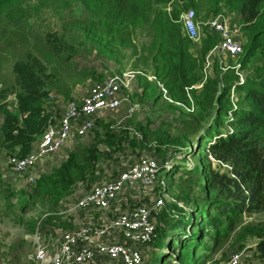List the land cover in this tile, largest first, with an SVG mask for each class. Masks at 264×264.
<instances>
[{
  "label": "rangeland",
  "instance_id": "1",
  "mask_svg": "<svg viewBox=\"0 0 264 264\" xmlns=\"http://www.w3.org/2000/svg\"><path fill=\"white\" fill-rule=\"evenodd\" d=\"M14 1L15 8L9 13L7 9L4 10L0 20V91L10 87L15 62L25 61L28 54L36 56L53 76L51 84L48 85L50 96L46 107L56 116V122L66 104L80 100L94 84L103 82L115 74L132 73L135 78L130 88L122 89L123 96L128 100L118 111L106 113L103 118L96 117L94 128L86 137L72 140L58 154L37 163L35 169L27 174L14 173L7 164L11 153L0 150V264H36L31 256L34 251L33 237L37 234L51 242L69 231L87 225L90 217L100 225L97 214L92 210L80 208L79 202L94 186L116 178L129 165L143 157L153 159L158 164L157 181L145 191L125 190L116 206L123 212L147 203L149 207H153L161 200L162 206L154 212L155 235L150 243L139 247L141 264H161L162 259L165 264H178L177 258L174 260L177 248L174 246L168 250L163 246L171 237L170 225L179 217L188 216L193 200H205L204 177L199 171H189L202 166L201 158L188 157L183 153L189 143L194 150L195 131L187 121L193 108L178 104L169 95L170 102L162 100L163 102L156 105L145 99L148 98L145 94L142 101L139 99L142 88L140 80L154 76L152 52L147 44L150 31L133 30L125 26L116 37L106 36L103 21L110 16L100 12L93 13L76 0ZM196 2V10L193 11L201 33V23L208 21V16L212 14L216 4L220 16L226 17L230 26L237 27L231 25V22L239 21V15L232 12L234 9H230L224 0ZM6 12L9 17H6ZM204 27L207 28L206 25ZM239 29L236 38L242 32L241 26ZM54 32L63 35L66 41L77 49L76 55L70 60H67L65 54H52L46 47L44 34ZM204 39L205 36H201V40ZM211 50L203 60L200 73L202 80L196 89L202 86L206 79L217 75L220 78L219 90L233 83L236 78L241 81L248 74L254 75L255 71H249V67L242 70L241 57H230L216 51L209 54ZM147 81L155 84L158 80ZM224 102L231 105L239 103L233 89L230 97ZM5 104L8 112H14L12 98H8ZM2 115L0 114V120ZM138 125H142L144 130H139ZM107 130L120 140L119 151L105 156L108 158L97 165L98 170L93 175L88 174L83 179L75 180L65 188L44 181L42 189L47 188L50 195L42 201L34 190L38 182L53 176L66 162L69 152H75L83 145L91 147L96 142V132L104 140ZM99 148L103 153L108 152L106 147ZM210 160L213 161L211 158ZM213 163L215 167L219 165ZM173 165L175 173L170 177L172 181H163L165 166L169 169ZM219 167L221 172H226L227 168H221L220 165ZM32 176L33 180L30 181ZM239 221L234 233L225 242L212 248V251L210 248L213 239L210 236L202 238L200 247L186 244L183 250L184 264H191L192 261L199 263V257H204L202 264H225L232 252L252 246L264 235V214H244ZM186 225L185 221L180 230L182 233ZM178 238L176 235L173 239L177 242ZM260 261L261 257L255 248L244 251L242 264H259Z\"/></svg>",
  "mask_w": 264,
  "mask_h": 264
},
{
  "label": "trees",
  "instance_id": "2",
  "mask_svg": "<svg viewBox=\"0 0 264 264\" xmlns=\"http://www.w3.org/2000/svg\"><path fill=\"white\" fill-rule=\"evenodd\" d=\"M76 1L93 13L110 16L103 21L106 36L116 37L125 26L133 30L148 29L147 44L152 52L153 75L164 85L173 101L193 108L187 121L195 131L194 150L189 143L183 153L188 157L201 158L202 166L189 171H199L204 177L205 200H193L188 216H181L170 225L171 237L163 247L168 250L174 246L177 248L174 260L177 258L178 264L185 262L183 250L186 244L200 247L204 236L212 237V251L234 233L244 214H264V0H224L230 9H234L232 12L239 15V21H230L231 25H240L242 29L243 38L237 40L243 50L236 57H241L242 70L249 67V71L255 73L244 76L241 81L236 78L223 90H219L218 75L206 79L196 89L202 80L200 73L205 55L217 41L216 35L213 32L208 35L207 31L201 49L196 55L192 54L195 43L184 35L180 19L189 9L196 10V0ZM14 2L0 0V20L4 10L12 12ZM163 5L168 9L162 10ZM217 5L213 8L214 14L218 13ZM7 12L6 17H9ZM43 38L48 50L56 56L65 54L70 60L77 53V49L63 35L46 33ZM12 73L10 87L0 91V114H3L0 120V150L24 157L34 149L49 123L55 121L56 116L46 107L50 96L48 85L53 76L46 65L32 54H28L25 61L15 62ZM140 85V101L145 95L148 97L145 99L154 105L165 101L156 83L142 79ZM231 89L237 96L238 104L224 102L230 97ZM8 98L14 101V112L6 110L5 101ZM138 127L144 130L142 125ZM104 136L103 140L96 132V142L91 147L82 146L75 152H69L66 162L53 176L38 182L34 190L42 201L50 195L47 188L42 189L44 181L65 188L75 180L93 175L98 170L97 165L108 158L105 156L119 151L117 136L108 130ZM99 147H106L108 152H101ZM213 162L227 168L226 172H221L219 165L216 168ZM100 172L103 173L102 170ZM174 173L175 165L169 169L165 167L163 181L171 182ZM185 221L187 225L182 233L180 230ZM176 235L179 237L177 242L173 239ZM255 249L262 258L264 243H258ZM239 250L242 249L236 251ZM200 259L199 263L192 261L191 264H202L204 257ZM161 264H165L163 259Z\"/></svg>",
  "mask_w": 264,
  "mask_h": 264
},
{
  "label": "built area",
  "instance_id": "3",
  "mask_svg": "<svg viewBox=\"0 0 264 264\" xmlns=\"http://www.w3.org/2000/svg\"><path fill=\"white\" fill-rule=\"evenodd\" d=\"M180 20L184 35L192 42L198 41L202 34L195 12L189 9L181 15ZM205 25L217 38L216 45L209 54L216 51L236 57L242 53L241 44L236 39L239 27L230 26L226 18L221 16L208 20ZM134 78L132 73L112 75L90 87L80 100L68 102L60 118L49 123L28 155H11L8 158L9 168L16 174L25 175L34 170L37 163L58 154L72 140L86 137L93 130L96 117L118 111L128 100L123 96L122 89L130 88ZM147 79L157 81L155 76ZM156 84L162 98L170 102L167 90L158 81ZM158 173V164L153 159L143 157L129 165L115 179L94 186L78 206L86 211H94L101 224L90 217L87 225L69 231L51 242L37 234L33 237L34 251L31 258L36 264H141L139 247L153 239L156 232L154 212L163 203L159 200L153 207H149L147 203L123 212L116 204L125 190L150 189L157 181ZM32 180L33 176L30 177V181ZM260 242L264 243V236L252 246L232 252L225 264H242L244 251L255 248ZM259 264H264V255Z\"/></svg>",
  "mask_w": 264,
  "mask_h": 264
},
{
  "label": "crops",
  "instance_id": "4",
  "mask_svg": "<svg viewBox=\"0 0 264 264\" xmlns=\"http://www.w3.org/2000/svg\"><path fill=\"white\" fill-rule=\"evenodd\" d=\"M215 15V16H214ZM218 16H220V13H216V14H214V12H213V10H212V14L210 15V16H208V20L209 19H215V18H217ZM223 16H225V15H223ZM226 18V17H225ZM207 21V20H206ZM204 25H205V23H201V26H202V28H203V33H201L202 34V38H204V36H206V33H207V31H208V35H210L209 33H210V31L206 28V27H204ZM237 27H240L239 25L237 26ZM242 39L243 38V34H242V32H240V35H239V37H237L236 39ZM217 39V38H216ZM201 38L198 40V41H196V42H194L195 43V48L191 51L192 52V54L193 55H196L197 54V52L201 49ZM217 42V41H216ZM147 80H149V79H147ZM150 81V80H149ZM156 83V82H155ZM142 91V90H141ZM113 113V112H112ZM103 116L104 115H102V116H100L99 118H103ZM73 144V143H72ZM67 145H69V143L68 144H66L65 146H67ZM84 146V145H83Z\"/></svg>",
  "mask_w": 264,
  "mask_h": 264
},
{
  "label": "water",
  "instance_id": "5",
  "mask_svg": "<svg viewBox=\"0 0 264 264\" xmlns=\"http://www.w3.org/2000/svg\"><path fill=\"white\" fill-rule=\"evenodd\" d=\"M180 1H183V0H180ZM161 9H162V10H167V9H168V7H167V6H165V5H163V6H161Z\"/></svg>",
  "mask_w": 264,
  "mask_h": 264
}]
</instances>
